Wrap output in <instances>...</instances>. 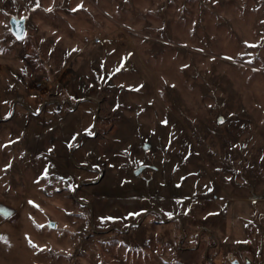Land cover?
<instances>
[{"label": "rangeland", "instance_id": "obj_1", "mask_svg": "<svg viewBox=\"0 0 264 264\" xmlns=\"http://www.w3.org/2000/svg\"><path fill=\"white\" fill-rule=\"evenodd\" d=\"M262 157L264 0H0V264H264Z\"/></svg>", "mask_w": 264, "mask_h": 264}, {"label": "snow or ice", "instance_id": "obj_2", "mask_svg": "<svg viewBox=\"0 0 264 264\" xmlns=\"http://www.w3.org/2000/svg\"><path fill=\"white\" fill-rule=\"evenodd\" d=\"M214 2H215V0H214ZM35 7H39V3H38V2H37V4L35 5ZM80 7H82V4H78V5H77V8H80ZM49 10H51V9H49ZM74 10H75V9H74ZM21 19L23 20V19H27V18H26V17H21ZM24 35H26V33H24ZM23 38H24V36L17 34V39H23ZM246 43H247V42H246ZM184 67H187V66L185 65ZM118 70H119V69H118ZM129 87H131V86H129ZM149 103H151V101H149ZM220 122L222 123L223 120L221 119ZM161 123H165V124H166L167 121L165 120V121H162ZM84 132L87 133L88 135H95V133L91 130V127H89V128H85V129H84ZM73 139H75V137H73ZM49 151H51V149H49ZM127 151H128V150L125 149V152H127ZM262 159H264V157H262ZM140 163L143 164V161H141ZM5 167H8V165H5ZM94 167H98V165H96V166H94ZM47 174H48L47 169H45L44 172L42 173V175L46 176ZM69 187H71V186H69ZM30 203H32V201H30ZM140 211L143 212V211H146V209H141ZM0 212H2V213H3L4 215H6V216L11 215V213L9 212V210L3 208L2 206H0ZM139 214H140L139 212H128V213H127V216H129V217H130V216H137V215H139ZM166 215H167L168 217H172V216H173V213H172V212H167ZM100 219H101V220H115V219H118V217L108 216V217H101ZM29 243L31 244L32 241L29 240Z\"/></svg>", "mask_w": 264, "mask_h": 264}, {"label": "water", "instance_id": "obj_3", "mask_svg": "<svg viewBox=\"0 0 264 264\" xmlns=\"http://www.w3.org/2000/svg\"><path fill=\"white\" fill-rule=\"evenodd\" d=\"M9 29L11 34L17 39V34L22 35L25 30V21L24 19H16V18H10L9 19ZM52 226V224L50 225ZM236 264V263H233Z\"/></svg>", "mask_w": 264, "mask_h": 264}, {"label": "built area", "instance_id": "obj_4", "mask_svg": "<svg viewBox=\"0 0 264 264\" xmlns=\"http://www.w3.org/2000/svg\"><path fill=\"white\" fill-rule=\"evenodd\" d=\"M99 43H100L99 39L94 40V44H99ZM46 82H47L46 80L39 81L36 83L35 87L36 88L42 87Z\"/></svg>", "mask_w": 264, "mask_h": 264}]
</instances>
